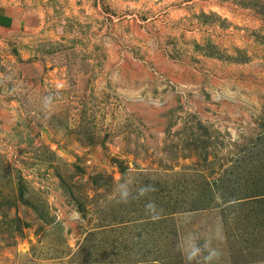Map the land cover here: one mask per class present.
<instances>
[{
  "label": "rangeland",
  "instance_id": "1",
  "mask_svg": "<svg viewBox=\"0 0 264 264\" xmlns=\"http://www.w3.org/2000/svg\"><path fill=\"white\" fill-rule=\"evenodd\" d=\"M3 6L0 264H264V0Z\"/></svg>",
  "mask_w": 264,
  "mask_h": 264
},
{
  "label": "crops",
  "instance_id": "2",
  "mask_svg": "<svg viewBox=\"0 0 264 264\" xmlns=\"http://www.w3.org/2000/svg\"><path fill=\"white\" fill-rule=\"evenodd\" d=\"M22 19L15 9L0 7V31H16L21 26Z\"/></svg>",
  "mask_w": 264,
  "mask_h": 264
},
{
  "label": "clouds",
  "instance_id": "3",
  "mask_svg": "<svg viewBox=\"0 0 264 264\" xmlns=\"http://www.w3.org/2000/svg\"><path fill=\"white\" fill-rule=\"evenodd\" d=\"M120 187H121V188H124V185H121ZM126 195H127L126 191H124V192L121 193L122 198H123L124 196H126Z\"/></svg>",
  "mask_w": 264,
  "mask_h": 264
}]
</instances>
